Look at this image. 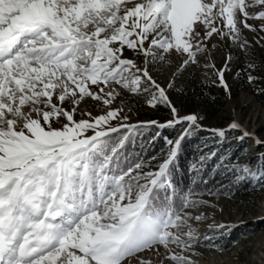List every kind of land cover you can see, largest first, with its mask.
<instances>
[{
	"label": "snow or ice",
	"instance_id": "1",
	"mask_svg": "<svg viewBox=\"0 0 264 264\" xmlns=\"http://www.w3.org/2000/svg\"><path fill=\"white\" fill-rule=\"evenodd\" d=\"M243 30L264 32V0H0V264H126L130 257L152 264V254L159 264H195L172 247H192L191 226L180 233L189 219L183 209L199 203H172L170 166L183 136L168 142L158 170L141 173L142 163L119 168L118 147L106 139L118 131L111 121L119 108L74 117L85 97L110 106L116 86L138 93L142 79L158 92L150 104H170L149 68L124 58L126 49L161 62L181 57L176 76L198 65L217 37L247 56L252 44ZM230 63L231 55L221 68L211 65L225 89ZM257 71L249 58V83ZM197 120L192 114L175 122ZM243 171L264 179V165Z\"/></svg>",
	"mask_w": 264,
	"mask_h": 264
},
{
	"label": "rangeland",
	"instance_id": "2",
	"mask_svg": "<svg viewBox=\"0 0 264 264\" xmlns=\"http://www.w3.org/2000/svg\"><path fill=\"white\" fill-rule=\"evenodd\" d=\"M242 39H247L252 44L251 50L254 53L264 50V32L257 31L253 33L243 30ZM256 41H259V43H256ZM228 42L235 45L230 40L219 37L213 39L211 44H214L215 47L212 48L210 45L209 51L198 57L199 64L189 66L186 71L176 76L173 75V72L182 58L175 54L161 62L159 58L152 60L151 57H145L140 52L126 49L124 51V58L132 59L141 70L148 67L150 75L165 89L166 95L172 85L179 83L180 80L194 76L198 77L203 74H211L215 82L224 90L227 102L223 110L209 120L203 122L197 121L195 126L204 133L201 141L212 144L225 140V137L223 139L215 131L219 129H225L228 138L240 137L238 139L235 138L228 144L225 156L230 155L233 149L235 151H233L232 158L226 164H229L235 171H238L246 181L250 201L238 206L232 202L219 199L217 196L203 195L197 198L196 201L199 203L194 206L189 205L183 209L188 214L189 219L187 224L180 229V233L183 238V233H186L189 230V226H191V229L194 231L192 246L202 249L204 256L201 258L196 257L192 247L188 250H181L172 246L174 250L178 254L188 255L195 264H264V179H258V176H252L251 173L243 171L247 167L252 172H256L264 165V160L260 159L264 157V145L257 143V141H264V95H261L259 90L254 91L252 87V89L249 87L250 89L241 90L234 98L228 97V90L221 86L215 71V69H219L224 65L226 58L229 56L227 51ZM250 53L251 51L248 55ZM240 54L244 58L248 56L242 52ZM213 63L215 64V69L211 67ZM206 64L208 67H205ZM229 73L230 68L226 72L225 79ZM140 88V92L131 93L116 86L119 96L110 106L104 105L102 101H96L91 97H85L77 106L74 118L77 121L80 119H90L87 113H91V117L94 118L104 114L105 111L111 108H119L122 114L117 120L111 121L113 127L119 129L122 128L121 125L128 127L140 124L147 119L134 117L132 113H129L122 106V103L141 100L143 109L151 110L154 102L150 104L149 101L152 96H158V92L151 85L145 83L143 79L141 80ZM145 88L149 90L143 91ZM93 91H98V89L93 86ZM168 101H170L169 97ZM177 113L178 115L171 111V117L166 122L168 124L169 121H172V126L176 128L169 139L173 144L179 138L183 128L188 124L191 125L188 121L182 123H176L175 121L186 115L194 114L192 112L183 113L181 111H177ZM233 121L238 122L241 128L238 130H228V126ZM244 131H247L249 135L243 136ZM93 134V130H89L86 133L89 136ZM169 141L165 143L161 151L166 155H168L172 147L168 143ZM166 157L162 155L158 167ZM223 164L219 160L216 166L220 167ZM140 183H144V181H140ZM197 216L200 219L197 220ZM225 224L229 227L223 229L218 227ZM173 231L176 230L173 229ZM160 251L164 252L165 250L161 247ZM144 256L145 258H149V253H145ZM151 259L152 264H159V258L155 254L151 255ZM126 264H137L136 257L128 258Z\"/></svg>",
	"mask_w": 264,
	"mask_h": 264
},
{
	"label": "trees",
	"instance_id": "3",
	"mask_svg": "<svg viewBox=\"0 0 264 264\" xmlns=\"http://www.w3.org/2000/svg\"><path fill=\"white\" fill-rule=\"evenodd\" d=\"M227 51L228 55H231L230 73L226 78L228 97L234 98L241 90L249 87H252L254 91L264 88V50L256 53L251 50V53L244 58L237 46L228 42ZM249 58L255 61L259 69L253 73L257 77L255 83H249L247 80ZM167 95L170 105L161 100L154 102L151 110L143 109L141 100L122 103V106L134 117L147 120L140 124L119 128L117 132L110 133L106 138L112 146L118 147L119 168L126 170L129 166L142 163L141 173L158 170L162 155L167 156L161 151L176 130L172 125L160 127V125H167L172 106L183 113H194L198 117L197 121L203 122L221 112L227 102L224 90L215 82L211 74L180 80L179 83L172 85ZM185 132L187 135H184ZM203 134L202 130L188 124L178 138L183 136L178 155L170 166V179L174 187L173 205H180L185 197L191 201L203 195L217 196L238 206L249 202L246 181L238 171L226 164L235 151L233 149L230 155L225 156L228 144L240 137L228 138L225 134L221 136L223 139L225 137V140L208 144L201 141ZM121 141H123L122 145ZM202 156L210 158L205 159L201 164ZM219 160L224 163L220 167L216 166ZM193 166L199 171H196ZM171 191L172 189H169V192ZM164 194L163 190L158 193L161 198ZM192 248L196 257L204 256L202 249L196 246Z\"/></svg>",
	"mask_w": 264,
	"mask_h": 264
}]
</instances>
